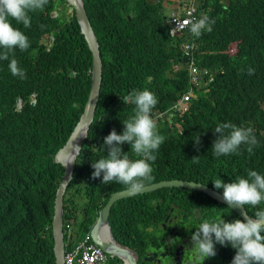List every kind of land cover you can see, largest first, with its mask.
I'll return each mask as SVG.
<instances>
[{"label": "trees", "instance_id": "1", "mask_svg": "<svg viewBox=\"0 0 264 264\" xmlns=\"http://www.w3.org/2000/svg\"><path fill=\"white\" fill-rule=\"evenodd\" d=\"M84 3L100 43L103 80L95 118L65 194L64 219L83 215V235L109 197L102 200L100 193L88 190L96 202L83 207L82 182L94 171L92 161L107 154L104 137L113 129L121 133L122 121L133 114L134 105L121 97L132 89L150 90L158 100L154 114L168 110L190 87L182 38L170 35L163 0ZM203 3L215 23L211 32L197 37L193 60L215 75L196 90L187 111L160 120L158 132L165 140L154 153L156 160L150 162L153 179L146 184L180 178L203 183L211 179L213 186L217 178L225 183L247 178L248 170L264 175V0ZM30 16L27 29L11 21L30 41L27 51L16 49L10 56L25 70L27 79L12 76L7 67L10 61L0 60V264H56L52 219L64 167L54 158L79 121L92 82L93 55L68 1L49 0L43 11ZM51 37L54 41L48 49ZM249 68L254 74H248ZM32 93H37L35 104H31ZM18 98L23 102L21 110H17ZM224 122L253 130L258 145L252 154L242 144L236 154L212 155V144L219 135L213 130ZM121 148L130 159L136 158L128 143ZM193 156H199V163L192 162ZM96 180L101 181L102 175ZM108 185H112L109 191L118 187L116 182ZM181 190L190 189L164 187L153 193L169 196ZM221 204L230 221L242 219L236 210ZM154 205L149 193L114 204L111 223L120 242L118 230L126 229L141 246L149 245L154 233L145 227L153 225V219H162L160 211L150 213ZM139 208L150 214L140 219L135 211ZM246 208L254 216L264 204ZM134 217L139 223L127 226V220ZM215 248L216 255L203 264H231L236 249L218 243ZM113 263L124 264L119 258Z\"/></svg>", "mask_w": 264, "mask_h": 264}, {"label": "clouds", "instance_id": "2", "mask_svg": "<svg viewBox=\"0 0 264 264\" xmlns=\"http://www.w3.org/2000/svg\"><path fill=\"white\" fill-rule=\"evenodd\" d=\"M48 2L49 0H0V60L10 61L7 67L14 77L22 80L27 79L25 70L18 66V61L15 58L10 59V56L14 54L16 49L22 52L27 51L30 48V41L23 31L13 26L11 21L14 20L16 24H22L26 29L30 28V13L43 11ZM170 2L173 3L174 0H170ZM163 3L168 4L167 0L163 1ZM165 6L164 4V8ZM225 10L227 11L226 6ZM183 23L184 26L189 27L190 32L194 35V39L191 41L195 43V52L197 37L204 31L211 32L215 20L210 19L207 15H202L199 19L186 20ZM176 37L182 38L181 50L183 54L184 36L176 35ZM185 66L188 69L187 61L185 62ZM247 71L249 75H252L255 70L249 68ZM211 72L214 73L213 71ZM121 99L126 104L134 105L133 114L128 119L122 121L124 127L121 133L118 134L113 129L104 137L103 146L106 147L107 154L103 158L92 161L91 167L94 171L91 173V176L93 179H96L102 175V184L116 182L124 185L129 192L138 193L141 192L146 183L153 179V169L150 162L156 160L154 153L165 140V137L158 132L157 126L161 124V119L158 115L169 112L170 108L166 111L159 110L151 114L158 100L155 94L146 88L143 90L132 89L130 93L122 96ZM36 101L37 93H32L31 104H35ZM19 103L20 109H18ZM22 106L23 102L21 98H18L17 110H21ZM165 120L162 121L164 122ZM213 131L219 134L211 147L212 155L216 157L236 154L242 144L247 145V152L252 154L254 147L258 145L256 136L253 134L251 128L237 126L231 122H224L218 123ZM199 142L198 137L195 143L198 145ZM124 143L130 145V151L136 157L135 159H130L127 154L128 152L122 150L121 145ZM76 150L79 153L80 149L77 148ZM191 160L193 163H199V156H193ZM212 182L215 189H223L222 199L230 208L256 207L264 204V175L255 170H248L247 178L238 177L230 183H225L220 178L212 180ZM242 215L244 216L243 220L237 218L232 221H226V217L216 216L215 219L204 220L196 226V230L191 235V243L199 257L200 264H203L205 258L216 255L215 245L217 243L224 246L230 244L232 248L236 249L231 264H264V209L255 211L254 218L251 217L252 215L249 216L250 214L247 215V213H242ZM77 219H79L78 223ZM77 219L71 218L66 221L64 219L65 252L68 240L66 234L67 224H71L72 227L73 225L80 226V230L73 234V237L77 240L84 239L88 235L89 239L91 238L94 241L91 228L89 232H85L81 238L79 237V233L85 230L81 227L83 218L77 217ZM101 236H105V233L103 232ZM105 252L109 256V264H114L113 260L118 257L107 251Z\"/></svg>", "mask_w": 264, "mask_h": 264}, {"label": "water", "instance_id": "3", "mask_svg": "<svg viewBox=\"0 0 264 264\" xmlns=\"http://www.w3.org/2000/svg\"><path fill=\"white\" fill-rule=\"evenodd\" d=\"M68 3L75 11V15L77 17L78 23L81 28V33L84 35L88 46L93 55V69H92V82L91 89L89 93L88 100L85 104V108L83 113L81 114L79 121L77 122L74 130L72 131L70 137L67 142L59 149V151L55 155V162L61 163L64 167L63 178L60 181V184L57 188L55 204H54V215L52 219V231L54 238V252L56 257V264H64V214H65V194L67 188L74 177L77 158L81 153L83 144L88 136V132L90 126L95 118V112L98 106L102 80H103V60L101 57L100 43L98 37L95 33V30L91 24L89 19L84 0H67ZM168 26L171 28L173 23L171 21L170 16H165ZM54 37H51L49 47L53 44ZM20 109V103L19 107ZM77 148H79V153H77ZM74 159L73 161H71ZM71 161V162H69ZM164 187H178V188H188L195 189L198 191H202L212 198L216 199L219 202L227 204L222 199V192L213 189L208 184L197 182L195 180H183L180 178L174 179H164L157 182H153L150 184H146L145 187L138 193H131L127 189H123L121 191L112 192L108 202L104 207L99 211V218L92 228V238L94 241L101 246L108 253L113 254L115 257L120 258L125 262V264H138V257L136 252L123 247L120 243L117 242L113 234L111 233L109 227V217L111 213V209L113 205L124 198L132 197L139 194H144L148 192H152ZM235 209L242 219L244 216L242 213H247V209L244 207L241 208H233ZM251 216V215H249ZM254 218V216H251ZM108 227L110 239L112 243H107L101 240L100 238V227Z\"/></svg>", "mask_w": 264, "mask_h": 264}, {"label": "flooded vegetation", "instance_id": "4", "mask_svg": "<svg viewBox=\"0 0 264 264\" xmlns=\"http://www.w3.org/2000/svg\"><path fill=\"white\" fill-rule=\"evenodd\" d=\"M200 182L203 183V181ZM210 183L211 179L205 184L210 186ZM112 185L103 184V186H99L97 193L101 194L102 200H105L108 197L110 198L114 191L126 189L124 185L118 183V187H116L115 190L109 191V188L112 187ZM104 186L106 187L104 188ZM210 187L215 189L214 186ZM195 191L202 192L195 189L181 190L169 196H167L166 193H153L154 191L148 192L152 197V203L155 204V209L151 210L150 213L160 211L158 216L162 218L160 221L153 219V225L145 227V229L154 233L150 245L141 246L138 241H135L129 236L126 229L118 230L122 237V242H120L116 237V232L113 228L114 226L111 223L112 219L110 213L109 227L111 233L123 247L136 252L138 264H200L199 257L191 243V235L196 230V226L204 220L215 219L216 216L226 217V221H229V218L231 217L220 207L222 202L217 201L204 192H202L204 194H198ZM209 197L211 199H209ZM99 204L102 205L101 202H99ZM105 204L102 205V207H104ZM225 205L228 206L227 204ZM135 211L140 219H143L150 214L143 208L136 209ZM98 218L99 212L94 222L89 224L91 229L95 226ZM138 223L137 217H134L129 218L126 225L135 226V224ZM99 232L101 240L107 243H112L107 227H101ZM103 232L105 233V236L102 237L101 234ZM210 258H205L204 261Z\"/></svg>", "mask_w": 264, "mask_h": 264}, {"label": "built area", "instance_id": "5", "mask_svg": "<svg viewBox=\"0 0 264 264\" xmlns=\"http://www.w3.org/2000/svg\"><path fill=\"white\" fill-rule=\"evenodd\" d=\"M176 7L171 8V21L173 27L170 28V35L184 36L183 56L188 63L190 75V89L184 93L181 98L175 101L169 112L160 113L158 117L161 120L171 119L178 113L185 112L190 107L192 98L197 96L196 89L204 86V82L212 81L214 73L209 69L201 68L193 60L194 54V35L190 32L188 26H184V21L199 19L206 15L202 0H174ZM73 227L66 225V234L68 236L67 248L65 252V264H109L108 254L99 247L94 241H89L87 235L84 239L77 240L73 237Z\"/></svg>", "mask_w": 264, "mask_h": 264}, {"label": "rangeland", "instance_id": "6", "mask_svg": "<svg viewBox=\"0 0 264 264\" xmlns=\"http://www.w3.org/2000/svg\"><path fill=\"white\" fill-rule=\"evenodd\" d=\"M149 1H156V0H149ZM167 2H168V4L164 3L166 5L164 8V13L166 16H170L171 7H176V5H175V2L171 3L170 0H167ZM98 184H102L101 181H97L96 179H93L92 176H89V178H87L85 180V182H82V186L84 188L83 195L81 196V201H82L83 207L88 208L92 205V203L94 201L96 202V197L94 196L92 199L91 197L88 196V193L86 191H88V190H90V192L98 191V188H99ZM94 188L96 190H94ZM81 216L84 217L83 215H81ZM78 222H79V219H77V223ZM79 230H80L79 225H73V229H72L73 233H76Z\"/></svg>", "mask_w": 264, "mask_h": 264}, {"label": "crops", "instance_id": "7", "mask_svg": "<svg viewBox=\"0 0 264 264\" xmlns=\"http://www.w3.org/2000/svg\"><path fill=\"white\" fill-rule=\"evenodd\" d=\"M166 0H164V2H165Z\"/></svg>", "mask_w": 264, "mask_h": 264}, {"label": "bare ground", "instance_id": "8", "mask_svg": "<svg viewBox=\"0 0 264 264\" xmlns=\"http://www.w3.org/2000/svg\"><path fill=\"white\" fill-rule=\"evenodd\" d=\"M139 196V195H138Z\"/></svg>", "mask_w": 264, "mask_h": 264}]
</instances>
